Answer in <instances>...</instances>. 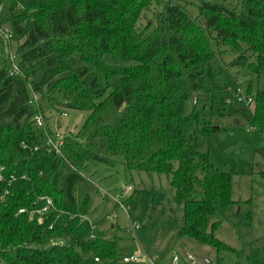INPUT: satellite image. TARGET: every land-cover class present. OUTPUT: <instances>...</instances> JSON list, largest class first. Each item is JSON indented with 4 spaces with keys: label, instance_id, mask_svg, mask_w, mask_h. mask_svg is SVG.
<instances>
[{
    "label": "trees",
    "instance_id": "obj_1",
    "mask_svg": "<svg viewBox=\"0 0 264 264\" xmlns=\"http://www.w3.org/2000/svg\"><path fill=\"white\" fill-rule=\"evenodd\" d=\"M155 2L162 5L155 22L141 27V15ZM189 4L0 0V264H117V239L88 216L83 172L92 160L166 173L183 203L179 232L217 251L235 250L216 233L235 201L232 175L213 163L199 139L223 127L217 116H232L236 126L243 119L264 133V0H205L197 15ZM211 38L241 51L236 62L249 77L238 89L252 102L213 94L209 113L197 107L185 113L193 93L212 90ZM45 99L50 107L88 112L62 134L59 151L49 141L55 133ZM254 153L264 157V146ZM41 196L56 206L43 219L19 212L43 205Z\"/></svg>",
    "mask_w": 264,
    "mask_h": 264
},
{
    "label": "rangeland",
    "instance_id": "obj_2",
    "mask_svg": "<svg viewBox=\"0 0 264 264\" xmlns=\"http://www.w3.org/2000/svg\"><path fill=\"white\" fill-rule=\"evenodd\" d=\"M202 1L205 0H190L188 8L193 14H198ZM225 1L234 5L238 2ZM161 6L158 2L152 3L138 24L144 27L152 20L155 22ZM211 41L216 51V56L208 62L212 90L193 93L185 103V113L194 107L209 113L213 94L234 100L238 86L244 87L249 77L246 68L236 62L241 51L227 44L219 45L215 38ZM9 46L6 43L3 52L8 62ZM15 49L16 41L12 40L13 55H16ZM107 57L115 63H135L118 56ZM43 104L55 133L54 141L58 140L57 133L62 135L80 126L88 113L68 106L50 107L46 99ZM254 104L251 103L252 108ZM241 120L243 123L236 126L232 116H217L216 126L223 127L212 132L208 139H199V147L210 152L213 163L232 175L235 201L229 205L227 218L216 233L235 250L217 251L179 232L183 203L176 198L166 173L128 170L122 162L116 165L97 160L88 162L83 172L91 193L88 216L99 220L100 228L117 239V264H210L207 260L211 264H264V175L261 173L264 157L254 153L256 148L264 146V133L249 128ZM133 254L143 259L124 261L125 255ZM189 254L194 255V261Z\"/></svg>",
    "mask_w": 264,
    "mask_h": 264
},
{
    "label": "built area",
    "instance_id": "obj_3",
    "mask_svg": "<svg viewBox=\"0 0 264 264\" xmlns=\"http://www.w3.org/2000/svg\"><path fill=\"white\" fill-rule=\"evenodd\" d=\"M0 29H1V27H0ZM5 33H6L7 36L9 35L7 30H5ZM12 58L14 60L16 58V55L12 54ZM14 64H15V68H18L17 64L16 63H14ZM236 97H237L238 100L243 101V102H245L247 104L252 102V97L251 96L248 97L245 93H243L241 88L238 89V92L236 93ZM36 120L41 125H43L45 123L44 117H43L42 114H37L36 115ZM56 136H57V139H58L57 141H54V139H53L54 136L50 137L49 141L52 144V146L54 148H56L57 151H59L60 144L62 143V141H61L62 140V135L57 133ZM3 168H4V166H0V179L3 177V173H2ZM7 191L8 190H6V192ZM40 199L41 200H45V203L43 205L35 206L34 208H31V209H29L27 207H21L19 209V212H27V211H29L30 216H32V217L38 216L39 218L43 219V217L45 216L46 212H48V211H50L52 209H55L56 206H55L54 200H53V198L51 196H41ZM135 227L137 228L138 224ZM93 236H94V234L92 233L91 237H93ZM188 257L192 261L195 260L193 254H189ZM96 259H98V257H96ZM123 259H124V261H138V260H141L143 258H142V256H139L137 254H133V255H125L123 257ZM177 260H178V258L175 257V261H177Z\"/></svg>",
    "mask_w": 264,
    "mask_h": 264
},
{
    "label": "water",
    "instance_id": "obj_4",
    "mask_svg": "<svg viewBox=\"0 0 264 264\" xmlns=\"http://www.w3.org/2000/svg\"><path fill=\"white\" fill-rule=\"evenodd\" d=\"M207 261L211 264V262L209 260H207Z\"/></svg>",
    "mask_w": 264,
    "mask_h": 264
}]
</instances>
